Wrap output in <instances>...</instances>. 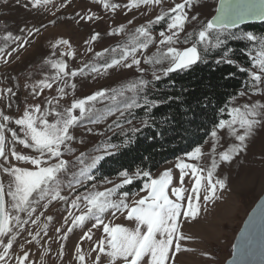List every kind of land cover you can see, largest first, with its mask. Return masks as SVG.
Returning a JSON list of instances; mask_svg holds the SVG:
<instances>
[{
  "label": "snow or ice",
  "instance_id": "obj_1",
  "mask_svg": "<svg viewBox=\"0 0 264 264\" xmlns=\"http://www.w3.org/2000/svg\"><path fill=\"white\" fill-rule=\"evenodd\" d=\"M15 2L20 4V0ZM71 2L72 0H60L59 5L56 6L53 0H26L23 7L33 9L43 7L49 10L48 6L52 5L58 12L70 6ZM95 2L105 10L115 12L118 8L132 11L139 9L142 5L149 7L162 5L163 0H127V3L123 5L114 3L112 0H95ZM192 7V0H180L166 11L162 10L153 19L136 27L134 32L129 34L127 43L117 45L120 49L119 58L113 57L110 62H105L101 66L105 71L121 66L125 69L136 66L137 71L143 74L146 72L145 68L140 67L141 59H143L145 64L152 66V80L141 76L121 84L118 88L111 90L101 88L81 98L73 99L70 106L61 105L60 99L53 96L44 101L47 107L42 108L40 103L26 104L16 117L0 111V249H2L0 264H10V253L12 264H29L28 250H24L19 255L12 251L14 244L17 243V237L27 232V235L31 237L30 240H26L27 244L39 243L41 231L46 233L47 223L35 232L29 231L26 225L29 222L33 225L37 224L42 216L46 221H52L53 216H45V212L40 211L39 215L33 219V214L37 213L38 208L46 210L53 201L67 200L61 192L65 179L69 175L70 161L64 156L66 152L74 151L70 142L75 139V128L85 117H97L90 120L93 124L106 119V116L96 108V101L107 99L113 102L118 101L121 105L107 110V116L118 113L117 118L108 126L109 130L113 126L120 128L121 120L132 125V120H129L126 114L132 115L133 110L143 108L145 115L148 116L160 103L158 100L150 99L149 87L173 72L184 71L204 61L210 47L221 50L220 58L215 61L217 64L237 65V61L229 58V54H234V50L222 48L229 39L252 42V48L248 51L251 66L238 67L239 71L247 73L248 76L247 89L239 92V96L247 95L248 91L253 94L264 93V36L258 37L252 32H242L238 35L231 31L246 20L264 21V0H220L216 15L200 22L198 30L185 33L189 21H198V14L190 12ZM52 14L55 15L56 12ZM76 15L80 21L100 19L91 9ZM127 23L132 24V21L129 20ZM161 23H164L165 27L159 31L160 39L156 41L153 36V26ZM39 31L38 28L28 30L26 37L16 36L11 31H7L2 37L5 43L0 47V60L8 63L5 57H11L18 49L24 48L29 43L28 37ZM124 31L125 25L120 24L108 34L113 35ZM182 33H185L183 40H181ZM99 37V32H93L84 43L91 45ZM213 40L215 43H212ZM8 41L16 44V47L11 48L10 51H6ZM154 43L156 50L150 55H145L146 50ZM181 43L188 46L178 47L177 45ZM60 46H67V50L60 51V58H55ZM51 47L53 52L51 56L44 59L43 63L49 65L54 73L45 74L44 78L30 86L33 96L40 95L44 89H52L58 82L64 87L58 85L56 92L60 97L67 95L65 88L69 84L66 78L83 76L90 67L89 63H84L79 68L69 69L63 57L75 56V52L71 50L72 46L68 39L58 38ZM117 48L111 51L115 53ZM87 51L92 52V47L89 46ZM109 51L105 48L94 55L101 57ZM91 71L97 72L99 69L92 67ZM70 87L75 89L76 84L72 83ZM0 91L6 93L10 99L17 95L12 87ZM235 99V96L231 97L229 105L220 109L222 113L227 111L229 118L220 119L210 132L214 142L211 145L212 156L209 165L199 164L204 153L202 146L198 145L184 154L186 159L178 158L175 164V167L179 169L178 184H174L171 169H165L157 176L141 168L131 172L123 169L117 174L120 178L119 183L109 180L107 183L112 184V187L102 191L95 190L96 186L93 185L92 190L77 195L71 201L72 209H81L82 202L83 209L79 211V214L69 212L68 216L64 217V224L70 226L62 232L60 239L67 240L68 234L73 232L74 228L83 229L91 223V227L83 232L80 240L93 241L92 230L102 229V235L90 245L88 253H85L81 244L77 243L75 259L78 264H88L89 255L93 256L91 264H103V258H108L109 264H177L180 254L194 251L184 243L192 237L184 233L183 225L189 221H196L207 202L220 199L217 193L227 189L228 180L226 176L218 174L217 169L239 158L248 150L250 142L264 131V103L257 100L234 105L232 102ZM11 106L9 103L8 107L11 108ZM17 108L19 111V105ZM152 123L154 121H151L150 117L141 121L142 127H149ZM13 124L15 127L11 126ZM225 129L234 142L229 143L224 150L217 151L220 140L218 132ZM88 131L91 132L92 129L89 128ZM129 131L134 136L140 128L131 127ZM6 133L10 134V139ZM133 142L134 139L129 137L121 145L105 143L102 154L92 156L91 162L79 169V176L87 181L93 180L94 177L90 174L92 169L96 168L106 156L114 155L121 147H127ZM17 144L23 145L25 149L33 150L35 154H23L17 150ZM95 151L101 150L95 149ZM84 156L85 153L81 152L76 157L81 165L85 163ZM13 160L26 162L30 167L19 166L18 163H13ZM72 176L74 178L75 173H72ZM4 177L7 178L6 182ZM186 177L191 183L190 190L184 187ZM141 178L142 187L139 192L129 193L122 190L126 185H131ZM75 183L81 184L82 181L75 179ZM67 187L75 190L72 180H68ZM140 193L144 194L140 195ZM130 196L139 198L130 199ZM257 212L261 222L264 223V200H261L257 209L253 210L249 224L252 223ZM108 213L113 216L117 213L124 215L132 226L105 222V215ZM246 231L247 229L242 231V236ZM56 232L60 233L61 228H56ZM63 249L64 245H61L60 254H63ZM261 264H264V260Z\"/></svg>",
  "mask_w": 264,
  "mask_h": 264
},
{
  "label": "rangeland",
  "instance_id": "obj_2",
  "mask_svg": "<svg viewBox=\"0 0 264 264\" xmlns=\"http://www.w3.org/2000/svg\"><path fill=\"white\" fill-rule=\"evenodd\" d=\"M25 2L26 0H20V4H17L15 0H0V47L4 46L5 42L2 37L7 31H11L16 36L26 37L28 30L34 28L40 29L39 33L34 32L31 37H28L29 43L24 48L18 49L11 57H5L8 63L0 60V90L12 87L13 91L17 93L15 97L10 99L6 93L0 91V111H4L5 114L12 115L13 117L19 115L26 104L40 103L42 108L47 107L44 101L53 96L60 99L61 105L70 106V102L73 99L81 98L101 88L109 90L118 88L121 84L141 76L152 80V66L145 64L143 59H141L140 65V67L146 69V72L143 74L137 71L136 66H133L131 69H125L121 66L108 69L107 71L101 66L105 62H110L113 57L119 58L120 49L117 48V45L127 43L129 34L134 32L136 27L153 19L162 10L166 11L174 3L180 2V0H163L162 5L153 7L142 5L139 9H133L132 11L118 8L115 12L105 10L102 6L96 4L95 0H72L70 6L60 9L58 12L52 5L48 6L49 10H45L43 7L39 9L24 8ZM112 2L123 5L127 3V0H112ZM59 3L60 0H53V4L56 6ZM218 3L219 0H192L193 7L190 12L191 14H198V21H189L186 25L185 33L187 31L198 30L200 22L211 19L216 13ZM88 9L95 12L100 19L80 21L76 13L83 14ZM53 12H56V14L53 15ZM129 20L132 21V24L127 23ZM52 21H55V23H52ZM120 24L125 25L124 32L113 35L108 34ZM158 27L159 25L153 26V36L156 41L160 39L159 31L162 29H158ZM21 29L25 31H20ZM93 32H99L100 37L96 41H93L91 45L85 44L84 41L88 40ZM185 33L181 34V40H183ZM61 37L70 41L71 50L75 52V56L63 57L67 61L69 69L79 68L84 63H89L90 67L83 76L78 75L74 78H66L69 84L65 88L67 95L60 97L59 93L56 92L58 85L64 87L63 84L58 82V84L53 85L52 89H44L40 95L33 96L30 86L44 78L45 74L52 75L54 73V70L49 65L44 64L43 61L45 58L51 56L53 52L51 45L56 39ZM7 44L6 51H10L11 48L16 47V44L11 41H8ZM89 46L92 47V52L87 51ZM177 46L185 47L188 45L181 43ZM105 48H108L110 51L101 57L94 55ZM113 48H117L115 53L111 51ZM66 50L67 46H60L55 58H60V51ZM155 50L156 44L154 43L149 46L144 54L150 55ZM92 67H96L99 71L92 72ZM72 83L76 84L75 89L70 87ZM25 85H29V87H25ZM245 90L242 89L241 91ZM257 100L264 103V93L253 94L251 91H248V94L242 97L238 94L232 103L240 105ZM9 103L12 105L11 108L8 107ZM95 104L100 113L106 116V119H101L99 123L93 124L90 120L97 117H85L79 126L75 128V139L70 142V146L74 151L66 152L64 156L65 159L70 161L69 175L65 179L61 192L62 195L67 197V200L53 201L46 210L38 208L37 213L33 214V219L39 215L40 211H44L45 216H53L52 221H46L45 217L42 216L37 224L33 225L29 222L26 225L29 231L35 232L43 224L47 223L48 228L46 233L45 231H41L39 243L33 242L32 244H27L26 240H30L31 237L27 235V232H23L21 236L17 237V243L14 244L12 251L16 254H22L24 250L30 252L29 264H78L75 259V246L77 243H80L84 252L88 253L90 245L102 235V229H93V241H81L80 237L83 235V232L91 227V223H89L83 229L79 227L74 228L73 232L68 234L67 240L60 239L62 232L66 231L70 226L69 224H64V217L68 216L69 212L79 214V211L83 209V202L81 203V209L71 208V201L77 195L92 190L93 185L96 186L95 190L97 191L112 187V184L107 183L109 180L113 181V183L120 182L118 175L103 176L98 171L99 164L90 172L94 177L91 181H87L79 176V169L90 163L92 156L102 154L104 144L112 143L110 138L117 130L122 128L130 129L131 127L140 128L142 125L139 120H132V125H128L121 120L120 128L113 126L109 130L108 126L117 118L118 113L107 116V110L115 109L121 105L118 101L113 102L107 99L98 100ZM126 115L128 118L129 115ZM11 126L15 127L14 124ZM89 128L92 129L91 132L88 131ZM6 135L10 139V134L6 133ZM218 135L220 136V140L217 151L224 150L229 143L234 142L233 138L227 135L226 129L219 130ZM213 142L211 136H209L205 143L201 145L204 153L199 161L201 166L210 164L212 156L211 145ZM16 147L23 154H35L33 150L25 149L23 145L17 144ZM95 149H100L101 151H95ZM81 152L85 153L83 158L85 161L84 165H81L76 160V157ZM178 158L186 159L184 154L180 155L166 162L151 174L157 176L165 169H171L174 184H178L179 169L175 167ZM12 162L18 163L22 167H30L29 164L23 161L16 162L13 160ZM72 173H75L74 178ZM217 173L227 177L228 187L226 190L217 193L220 199L207 202L206 207L201 210L196 221H189L183 225L182 230L184 233L192 237L191 240L184 243L187 247L194 249V251L180 254L177 264H225L227 259L231 257L237 233L250 210L264 193V131H261L250 142V146L245 153L241 154L231 164H223L217 169ZM4 179L6 182L7 178L4 177ZM75 179H80L82 183L76 184ZM68 180H72L74 191L72 188L67 187ZM184 187L189 190L191 189V183L187 177L185 178ZM136 192H139V190L133 193ZM143 194L140 193V195ZM133 198L139 197L130 196V199ZM109 221L113 224L119 223L129 227L132 226L125 216L119 213L115 216L111 215V213L106 214L105 222ZM56 228H61V232H56ZM21 245H23V248H21ZM61 245H64L63 254H60ZM204 253H208V255H204ZM92 258V255L87 257L88 264H91ZM9 259L10 264H12L11 253ZM103 264H109L108 258H103Z\"/></svg>",
  "mask_w": 264,
  "mask_h": 264
},
{
  "label": "trees",
  "instance_id": "obj_3",
  "mask_svg": "<svg viewBox=\"0 0 264 264\" xmlns=\"http://www.w3.org/2000/svg\"><path fill=\"white\" fill-rule=\"evenodd\" d=\"M163 27L164 23H161L158 29ZM231 31L238 35L242 32L264 35V21L245 24ZM222 48L234 50L229 58L237 61V65L217 64L215 61L220 58L221 50L210 47L204 61L184 71L173 72L149 87L150 99L160 101L159 105L148 116L143 108L135 109L128 119L142 121L150 117L154 123L140 127L134 136L125 128L111 136L110 141L117 145L129 137L134 142L105 157L98 167L103 176H115L123 169L134 171L136 168L153 173L166 162L203 145L214 125L220 119L229 118L227 111L222 113L220 109L229 105L231 97L247 89V73L239 71L238 67L251 66L248 51L252 42L229 39ZM141 187L142 178L125 186L123 191L133 193Z\"/></svg>",
  "mask_w": 264,
  "mask_h": 264
},
{
  "label": "water",
  "instance_id": "obj_4",
  "mask_svg": "<svg viewBox=\"0 0 264 264\" xmlns=\"http://www.w3.org/2000/svg\"><path fill=\"white\" fill-rule=\"evenodd\" d=\"M219 7L220 0L217 8ZM216 14L217 12L214 15ZM259 22L263 21L246 20L239 26ZM261 200H264V193L245 218L242 227L235 238L232 255L227 259L225 264H261L262 260H264V223L261 222L259 213L257 212L251 224L248 223L253 214V210L257 209ZM245 229H247V231L244 232L242 236V231ZM234 246L236 247L234 248ZM245 249H247V251H245Z\"/></svg>",
  "mask_w": 264,
  "mask_h": 264
},
{
  "label": "bare ground",
  "instance_id": "obj_5",
  "mask_svg": "<svg viewBox=\"0 0 264 264\" xmlns=\"http://www.w3.org/2000/svg\"><path fill=\"white\" fill-rule=\"evenodd\" d=\"M195 261H196V260H195ZM195 261H194V262H195Z\"/></svg>",
  "mask_w": 264,
  "mask_h": 264
}]
</instances>
